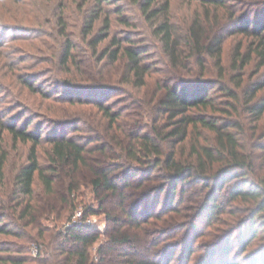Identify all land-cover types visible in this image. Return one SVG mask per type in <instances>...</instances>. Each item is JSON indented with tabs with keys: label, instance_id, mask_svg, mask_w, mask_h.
Listing matches in <instances>:
<instances>
[{
	"label": "trees",
	"instance_id": "trees-1",
	"mask_svg": "<svg viewBox=\"0 0 264 264\" xmlns=\"http://www.w3.org/2000/svg\"><path fill=\"white\" fill-rule=\"evenodd\" d=\"M197 1L202 5L203 14H195L183 33L171 20L170 0H80L79 42L86 46L93 62L98 65L93 73H89L88 64H84L82 70L76 69L81 62L76 59L75 54L80 43L66 33L68 22L65 19V7L63 8L65 1H58L60 7L59 12L55 13V26L63 40L60 43L57 65L66 76L53 78L57 88L54 93L56 96L61 94V100L66 103H92L100 119L106 121L107 130L121 131L120 135L109 133L106 140L100 136L98 127L91 121H82L88 130L98 136H90L86 143L75 136L45 138L51 145L47 169L50 173H55L68 168L72 176H75L79 167L87 169L94 192H104L99 196L98 207L113 223V231L104 242L98 244L94 256L90 249L97 242L99 233L92 231L93 228L84 222H75L56 232L51 240L52 248L45 244L46 236L42 235L43 231L40 229H37V237L30 236L27 227L39 222L35 205L31 202L36 177L47 192L51 193L52 190V178L45 173L37 154V146L44 139L40 134L41 129H28L31 119L23 125H7L0 119L1 186L5 184L3 169L7 157V151L1 146L2 132L6 130L12 142L30 143L26 162L16 168L11 187L6 190L0 187V235L37 238L44 245V250H40L35 258L28 259L10 254L9 251L22 250L16 243L0 242V264H27L30 261H33L30 262L32 264H109L111 258L108 251L112 249V244L141 247L137 238L134 239L129 232L121 230L122 217L136 228L153 220L162 219L164 222L168 213L180 210L179 205L184 201L186 187L198 184L203 189V196L201 200L195 201L194 213L188 222L177 224L174 230L168 225H159L154 235L157 237L161 234V237L149 240L151 252L123 253L119 264H169L178 247L184 257L181 264H188V258L194 251L193 240L197 235H208L203 244V252H206L203 264H241L236 258H228L232 236L237 235L239 249L244 252L256 237L264 234V219L261 224L256 219L259 213L264 212V142L255 140L264 138L263 129L259 128V122L264 119V96H257L264 89V78L249 81L244 70L253 56L257 59L254 71L258 73L264 67V0ZM211 6L216 11L214 21L209 19ZM254 6L258 8L253 10ZM130 9H135L145 23L147 35H144L148 38L143 34L136 38L139 33L133 34L136 23L131 22L128 13ZM219 9L223 10L222 16L217 14ZM231 35H242L250 40L245 50H240V42L237 44L229 60L231 72L227 73L222 64V56L224 43ZM149 41L155 54L149 51ZM148 51L153 54H147ZM158 54L162 56L159 57L160 61L165 64L164 68L161 67L163 71L155 66L159 62L152 60ZM72 66L81 75L87 74L86 81H89L76 82V75L69 74L70 71L73 72ZM104 66L111 67L109 76L104 75ZM184 68L193 76L181 74L180 69ZM158 71H162V74L154 78ZM194 71L196 73L193 74ZM207 71H212V74L205 76ZM25 76H19L24 87L46 99L50 98L40 86L36 89L30 76ZM95 77L97 79L93 80ZM148 82L154 83L149 98L141 93ZM123 84L136 89L135 99L144 101L152 111L151 129H145L141 113L130 121L129 115L135 114H130L133 112H128L129 108L126 106L115 108L116 104L107 102V97H94L88 102L89 99L74 95L78 92L95 93L96 96L106 92L109 95L121 89ZM122 89L123 95L126 92ZM241 96L244 98L243 102ZM12 101L17 103L15 99ZM19 107L22 105L19 104ZM242 113L253 121V125L249 126L251 134L248 136V126L241 119ZM122 117H128L129 122L123 121ZM74 129L78 130L77 127ZM201 129L208 131L212 139L202 142L191 138L192 132L195 134ZM100 139L102 142L87 147L88 143ZM183 141L190 144V156H186L184 160L176 156L173 148L164 152L162 146L165 142L174 145ZM93 153H98V156L93 157ZM137 165L145 168L142 182L131 179ZM156 169L163 184L156 187L153 182L155 185L144 186V190L142 183L152 182L156 175L153 179L151 175H154ZM74 179L70 178L67 184L68 195L78 187ZM133 184L138 189L129 202V207L123 204L117 214L105 210L107 195H115L119 197V203H124L126 195L121 188ZM163 191L167 194L161 209L150 216L152 205H148V199L153 198V202L157 201L158 205L159 195ZM175 201L176 207L173 206ZM230 203L236 206L228 207L227 204ZM143 210L146 215H142ZM225 212L230 217L221 219L220 215ZM237 212L240 214H236ZM199 220L205 221L209 230L204 229L200 234L189 236V233L196 230ZM211 229L214 233H210ZM170 231L175 234L169 235ZM3 251L8 254L4 255ZM216 255L221 259L219 263L215 261ZM243 264H264V253L251 257L249 262Z\"/></svg>",
	"mask_w": 264,
	"mask_h": 264
},
{
	"label": "rangeland",
	"instance_id": "rangeland-1",
	"mask_svg": "<svg viewBox=\"0 0 264 264\" xmlns=\"http://www.w3.org/2000/svg\"><path fill=\"white\" fill-rule=\"evenodd\" d=\"M58 1L59 0H0V119L7 125L14 123L17 125H23L27 120L31 119L32 122L28 126V129L33 131H38L39 129H41L40 134L44 139L37 146V154L40 165L44 169L45 173L47 175H50V177L52 178V190L50 191L51 193L47 192L42 182L38 177H36L33 186L34 189L31 202L35 205L36 213L39 216V222L34 226L30 225L27 227L30 236L37 237V229H40V231H43L42 235L46 236V239L44 240L45 244L48 246V248H52L53 245L51 244V240L56 232H58L59 230H64L66 227L71 226L75 222H84L85 225L93 228L92 231L99 233L97 242H95L90 249L91 255L94 256V252L98 244L100 242H104L113 231V223L107 219L103 211L98 207L99 196H102L104 192L101 191L100 194H96L94 192L90 183V174L84 167H79L75 176H72L73 174H70L68 168H63L58 172L50 173L49 169L47 168L49 166L48 154L51 145L48 141H46L45 138H59L64 135L69 137L75 136L77 138H82L83 142L82 140L80 142L86 143L87 139L90 136H98L96 133L88 130V128H86V125L82 124V121H91V123L95 125V127H98L100 136L106 138V140L109 133L120 135L121 130H107L106 121L100 119L99 114L92 103H66L61 100V94H57L56 96V94L54 93L57 88L55 83L53 82V78L55 79L58 76L62 77V75L66 76V74L63 72V69L57 65L58 55L61 51L60 43L63 40L62 35H59L58 31L56 30L57 27L55 26V13L57 14L59 12L60 7ZM64 1L65 5H63V8L65 7V19L68 22L66 33L74 38L73 40L79 42V19L81 16V12L79 10L78 3L80 0ZM229 2L232 3L233 1ZM256 8H258V6H254L253 10H255ZM219 10L220 11H218L217 14L219 16H222L223 10ZM202 12V5L197 0H170L169 13L171 20L180 27L183 33L193 16L199 13L203 14ZM128 13L130 14L131 22L134 24L136 23V26L133 28V34L139 33L136 35V38H139L144 34L147 35L145 32V23L142 22L136 10L130 9ZM215 13L216 11H214L213 7L211 6V18H209L211 19V21H214L213 15H215ZM252 17L253 16L251 15L250 18ZM249 40V37H244L242 35H231L226 39L222 56V64L224 65L226 72H231L229 60L237 44L240 42V50H245ZM4 42H6L5 45L3 44ZM148 46L149 51H153L154 53V50L150 47V41ZM149 51L147 54H153ZM75 54L76 59L81 61L79 63V67L76 68V66H74L77 70L84 69V64L89 65V67L87 68L89 70V73H93L98 68L96 62H93L94 59L91 57L90 51L87 50L86 46L83 43H80V46L78 47V49H76ZM160 56L161 55L158 54V57H152L154 58L152 60H157L159 63H155V66L159 68V70H162L161 67L164 68L165 64L163 63L164 61H160ZM207 60L210 61V58H208ZM256 61L257 59L255 58V56H253L252 61L244 67L246 73L245 76L248 77L247 79L249 81L255 80L258 77H260V79L264 78V67L261 68L258 73L254 71ZM188 65L191 66V64H187V66ZM76 69L74 70L72 66L73 72H69V74L76 75V82H88L89 80L86 81L87 74L81 75L80 73L76 72ZM104 70V75L108 74L109 76L111 67L104 66ZM162 71H158V73H155L154 78L157 77L158 74H162ZM180 71V73L184 74V76L186 77L193 76L190 75L192 74L190 73V71H188L189 73L186 72V68L180 69ZM195 71L193 72V74L196 73ZM205 74V76H209L212 74V71H207ZM20 75L30 76V80L34 83L36 89L39 88L38 86H40L46 94L50 95V98L46 99L39 93L29 91L22 85V82L19 80ZM96 79L97 77H95V79L93 80ZM122 88H124V91L127 94L124 93L122 95ZM121 89H117L115 92L109 95H107L106 92L102 95L97 94V96L95 93L89 92H78L76 94H72H74L77 98L89 99L88 102H90V99L94 97H98L99 99H105L107 97L106 101L112 103L114 102V104H116L115 108L126 106L129 108L128 112H133L130 114H135L129 115L130 121L135 120L136 116L141 113V116L143 118L142 122L146 124L145 129H151L153 124L152 111L149 110L144 101L141 100L140 102L139 100L135 99L134 94L136 92V89L126 84L121 85ZM153 89L154 83L148 82V84L145 85L141 90V93L149 98ZM257 96H264V89L258 92ZM14 99L17 101V103L15 104L12 101ZM243 101L244 98L241 96V102ZM19 104H21L22 107H19ZM141 104H143L145 108H142ZM145 110L148 111L146 112ZM245 116H247V114L242 113L241 119H243V122H245L248 126L246 128V134L248 136L251 134L250 127L253 125V121L248 117L247 119ZM127 119L128 117H122L123 121H127ZM76 127L78 128V130L74 129ZM259 128H262L264 132V119L259 122ZM192 137L194 139H200V141L202 142L208 140L209 138L212 139L210 137V133L203 129L197 130L195 134L192 132L191 138ZM101 140L102 139L90 142L88 143L87 147L94 146L95 144L102 142ZM255 140L256 142H264V138H255ZM1 146L7 151V157L3 169V182L5 184L2 186L0 185V187H3L4 190H6L9 189L12 185V179L15 174L16 168H18L20 164L26 162V156L30 143H23L21 141L12 142L11 136L6 130H4L2 132ZM162 147L164 152L173 148L176 156L181 157L183 160L186 158V156H190V144L189 142L186 143V141H183L179 144L176 143L174 145H172V143L170 142H165ZM93 154V157L98 156V153ZM87 157H90V155H87ZM101 160L102 159H99V161ZM134 170V175L131 176L132 181L134 180L135 182L138 180L142 182L144 178L143 171L145 170V168L137 165L136 167H134ZM137 170H140V172H137ZM154 172L155 173L154 175H151V178L153 179L155 175L156 178L152 182L145 181V183H142L144 190L146 189L144 186H147L149 184L155 183L156 187H159L161 184H163L160 181L161 179L159 177L160 173L158 169H156ZM72 177L75 178L74 182L78 187L74 190V192L68 195L67 184ZM119 181L120 180H118V182ZM118 184H120V182ZM133 185L127 188L125 186L121 188L126 195L124 203H119V197L115 195H107V197H105V210L117 214V211L122 208L123 204H127V207H129V202H131L133 197L137 194L136 190L138 189L135 184ZM186 190L187 191L183 199L184 201L179 205V207L181 206L180 210L168 213V217L164 219V222L162 221V219H159L157 221L153 220L148 222L145 226L136 228L132 224H128L126 219L122 217L121 220L123 222V225H121V230L129 232L134 239L137 238V240L141 244V247L137 246L136 248H131L128 245L126 246L124 244H112V249L108 251L111 258L109 259V264H119V261L121 260V254L123 253H149V251L152 250V246L149 248V243H151L150 241L152 239L157 240L159 236L161 237V234L157 237L154 235V233H156V231L158 230L156 227H158L159 225H168L171 230H174V228H177V224L183 225L185 224V222H188L191 214L194 213L193 207L195 206V201L201 200L203 196V189L201 188V185L198 184L197 186H187ZM139 191L140 189L138 190V192ZM166 194L167 192L163 191L159 195L158 205L156 203L157 201L153 202V198L148 199V205H152V208L150 209V216L161 209V206L166 199ZM217 198L219 199L220 197L218 196ZM66 200H70L72 202L69 203ZM174 204L173 206L176 207V201L174 202ZM232 205L233 208L236 206L233 203H230V205L227 204L228 207ZM144 211L145 210H143L142 215L147 214ZM236 214L240 213L237 212ZM229 217L230 216L226 212L220 215L221 219H228ZM256 217V219H258V223L261 224V221L264 219V212L259 213ZM204 229L206 231L209 230L205 226V221L199 220L197 222L196 230L189 233V236H191V234H200V232H203ZM176 230L174 232H177ZM174 232L171 233L170 231L169 235L175 234ZM210 233H214L212 229ZM178 234H181L180 231H178ZM207 237L208 235H206V237H198L197 235V238L193 240L194 251L188 258V264H203L205 262L203 256L206 252H203L205 250L203 244ZM35 240L37 241V238L32 239L31 237L25 236H22L21 238H15L10 235H0V242H5L6 244L14 242L22 249L20 252H16L14 250L9 251L11 252L10 254H17L18 256H22L28 259L35 258L40 250H44V245L40 244V242L42 241L35 242ZM169 240L172 241L173 239ZM171 241L167 242L169 243ZM230 242L231 251L229 252L228 258H236L239 262H242L241 264L249 262L250 258L255 255L264 253L263 233L260 234L259 237H256L248 245L244 252L239 249V241L236 234L232 236ZM36 246L38 247L37 254H35ZM147 247L149 249H147ZM174 252H176L174 259L169 264H181V262L184 261V257L183 255H181L183 253H181L180 247H178L177 251ZM3 254L5 255L8 253L3 251ZM214 258L218 263L219 261H221V259H219V255H216ZM30 262H27V264H32Z\"/></svg>",
	"mask_w": 264,
	"mask_h": 264
},
{
	"label": "built area",
	"instance_id": "built-area-1",
	"mask_svg": "<svg viewBox=\"0 0 264 264\" xmlns=\"http://www.w3.org/2000/svg\"><path fill=\"white\" fill-rule=\"evenodd\" d=\"M38 253V247L36 246L35 247V254H37Z\"/></svg>",
	"mask_w": 264,
	"mask_h": 264
}]
</instances>
